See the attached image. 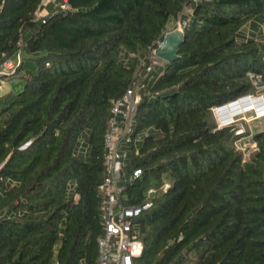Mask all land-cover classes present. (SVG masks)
Here are the masks:
<instances>
[{"label": "trees", "instance_id": "1", "mask_svg": "<svg viewBox=\"0 0 264 264\" xmlns=\"http://www.w3.org/2000/svg\"><path fill=\"white\" fill-rule=\"evenodd\" d=\"M44 1L0 0V62L37 63L1 75L25 84L0 92V264H98L105 137L135 77L123 202L155 188L136 264H264V132L245 159L214 118L256 91L248 72L264 82V0H57L39 17ZM178 20L179 57L152 67Z\"/></svg>", "mask_w": 264, "mask_h": 264}, {"label": "built area", "instance_id": "2", "mask_svg": "<svg viewBox=\"0 0 264 264\" xmlns=\"http://www.w3.org/2000/svg\"><path fill=\"white\" fill-rule=\"evenodd\" d=\"M66 1L67 0L59 5L60 9H64L68 6ZM48 2L56 3L57 0L44 1L43 8L46 7ZM42 9L39 10V15H41V17L47 14V11H45L46 14L43 15ZM15 54L17 56V64L12 62L11 57L0 62V90L4 88L5 82V80L1 79V75L14 72L17 66L21 64L23 59L22 48H20ZM248 73L255 87L264 88L261 73L253 71ZM140 86V79L135 77L124 95L114 101L111 110L112 116L110 117L105 137L106 169L103 177L104 180L99 188V193L102 196L100 212L104 234L98 238V264H136L135 260L144 250V244L139 236V228L136 227L135 218L141 214L144 209L153 205L152 197L155 188L149 189L147 193L149 194L148 200L146 203L134 206L123 202L124 185L122 184L127 178L124 177L123 170L126 163L125 158L128 155V151L123 150L122 143L124 140L125 142L132 140V124L141 99V94L138 93ZM251 95L254 94L251 93L241 97ZM257 97L264 98V96ZM218 107H220V105L214 107V111H216ZM220 124L224 125L223 123ZM242 131L244 130L240 128L238 129V132ZM141 173L142 170L137 168L131 175V178H135ZM168 186L169 184L166 183L163 186V189H167Z\"/></svg>", "mask_w": 264, "mask_h": 264}, {"label": "rangeland", "instance_id": "3", "mask_svg": "<svg viewBox=\"0 0 264 264\" xmlns=\"http://www.w3.org/2000/svg\"><path fill=\"white\" fill-rule=\"evenodd\" d=\"M45 2H47V0H45ZM42 14L45 15L46 12L42 11ZM39 17H41V15H39ZM176 25H178L177 27H181L183 26L182 23L179 22V20L176 22ZM259 38L264 40V29L262 30L261 34L258 35ZM24 57V63H25V67L29 70H34L37 68V63L35 62V60L33 58H27V55H23ZM12 62L17 64V56L16 54L13 55L11 57ZM150 59H152V63L151 66H155L158 64H164V61L162 59H159L158 57H156L154 55V53L150 56ZM142 65H145V61H142L141 63ZM140 76L144 77L145 73H143L142 71H140ZM155 72H157V70H155ZM4 88L0 90V92H4L6 90H13L14 92L20 90L18 88V82L20 81L21 84H25V80L15 77V79H4ZM13 87V89H12ZM24 87V86H23ZM255 92H252L254 95L256 96H264V88H255ZM235 100V99H234ZM214 118L216 121V124L218 126L222 125L220 124V121L218 120V116L216 111H214ZM230 124H237V128L239 129H243L244 131L242 132H238L239 137L237 139H235L234 142V146L236 148H239L240 150H242L243 155L246 158H250L249 156L252 154V152L257 148V143L256 140L253 139L254 133L256 131H263L264 132V115H259L255 109H251L250 111H247V113L245 114H238L235 116L234 120H231V122L226 123L224 125H230ZM223 126V125H222ZM140 139L141 136H138L136 138V144L139 146L140 143ZM123 144H126V147H124L125 150H131V144H127L124 140ZM123 149V150H124ZM122 150V151H123Z\"/></svg>", "mask_w": 264, "mask_h": 264}, {"label": "bare ground", "instance_id": "4", "mask_svg": "<svg viewBox=\"0 0 264 264\" xmlns=\"http://www.w3.org/2000/svg\"><path fill=\"white\" fill-rule=\"evenodd\" d=\"M255 109L259 115H264V98L254 95L241 97L216 109L220 123H229L238 114H245Z\"/></svg>", "mask_w": 264, "mask_h": 264}, {"label": "water", "instance_id": "5", "mask_svg": "<svg viewBox=\"0 0 264 264\" xmlns=\"http://www.w3.org/2000/svg\"><path fill=\"white\" fill-rule=\"evenodd\" d=\"M185 37L186 32L184 26L168 30L165 33V36L160 45L154 48V55L159 59H162L164 62L177 60V58L179 57V49L184 43ZM223 105L225 104H222L220 106Z\"/></svg>", "mask_w": 264, "mask_h": 264}, {"label": "crops", "instance_id": "6", "mask_svg": "<svg viewBox=\"0 0 264 264\" xmlns=\"http://www.w3.org/2000/svg\"><path fill=\"white\" fill-rule=\"evenodd\" d=\"M42 11H47V7H44L43 9H42ZM158 65H162V64H158ZM18 88L21 90L22 88H23V86H24V84H21V82L19 81L18 82ZM12 89H13V87H12ZM19 91V90H18ZM138 93H139V91H138ZM123 144V143H122ZM124 147H126V144H123V149H124ZM125 150V149H124Z\"/></svg>", "mask_w": 264, "mask_h": 264}]
</instances>
